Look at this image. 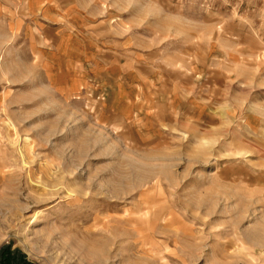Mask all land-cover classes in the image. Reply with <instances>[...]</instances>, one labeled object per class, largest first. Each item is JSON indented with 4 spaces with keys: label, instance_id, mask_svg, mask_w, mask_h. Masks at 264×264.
Returning a JSON list of instances; mask_svg holds the SVG:
<instances>
[{
    "label": "rangeland",
    "instance_id": "1",
    "mask_svg": "<svg viewBox=\"0 0 264 264\" xmlns=\"http://www.w3.org/2000/svg\"><path fill=\"white\" fill-rule=\"evenodd\" d=\"M24 2L0 0V248L264 264V0Z\"/></svg>",
    "mask_w": 264,
    "mask_h": 264
},
{
    "label": "crops",
    "instance_id": "2",
    "mask_svg": "<svg viewBox=\"0 0 264 264\" xmlns=\"http://www.w3.org/2000/svg\"><path fill=\"white\" fill-rule=\"evenodd\" d=\"M25 2H24V4L23 5H25V6H27V9H28V11H30V3H31V0H24ZM44 3H46V2H44ZM49 7L47 4L46 5H43L41 8H43L44 10H46L47 8ZM48 10V9H47ZM15 11H17V8H16V10ZM8 12H11V10L9 9L8 10ZM37 19V18H36ZM33 20V19H32ZM38 20V19H37ZM30 26H32L31 24H30ZM35 26V25H34ZM34 26H32V27H34ZM43 26H45V24L43 25ZM46 26H48L49 27V24L48 25H46ZM43 28V27H42ZM44 29H46V28H44ZM48 30H50V29H46V32L48 31ZM48 33V32H47ZM82 63H83V59L82 58H80L79 59V62L78 63H76L77 65H79L80 67H79V69L77 70V72L78 71H80V72H78L77 74H79V82H81V80L84 78L83 76H84V74H85V72H83V69H82ZM72 67H74V68H77V66L76 65H74V66H72ZM125 90L124 89H122V84L120 83V82H118L117 84H116V87H114V90H113V92H112V99H113V101H116L115 103H117L118 104V108L120 109V110H122L123 111V113L125 114V112H127L128 110H129V108H131V103H130V99L128 100V98H129V94H126L125 95ZM120 102V103H119Z\"/></svg>",
    "mask_w": 264,
    "mask_h": 264
},
{
    "label": "trees",
    "instance_id": "3",
    "mask_svg": "<svg viewBox=\"0 0 264 264\" xmlns=\"http://www.w3.org/2000/svg\"><path fill=\"white\" fill-rule=\"evenodd\" d=\"M0 264H34L22 253L13 251L10 246L0 248Z\"/></svg>",
    "mask_w": 264,
    "mask_h": 264
},
{
    "label": "bare ground",
    "instance_id": "4",
    "mask_svg": "<svg viewBox=\"0 0 264 264\" xmlns=\"http://www.w3.org/2000/svg\"><path fill=\"white\" fill-rule=\"evenodd\" d=\"M95 257V252H94V256H93V258ZM89 258H90V256H89ZM89 260V259H88ZM89 262L90 263H93L91 260H89ZM90 263H88V264H90ZM101 264V263H100Z\"/></svg>",
    "mask_w": 264,
    "mask_h": 264
}]
</instances>
